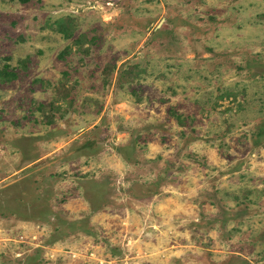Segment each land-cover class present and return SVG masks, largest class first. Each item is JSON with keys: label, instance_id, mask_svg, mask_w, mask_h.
<instances>
[{"label": "rangeland", "instance_id": "1", "mask_svg": "<svg viewBox=\"0 0 264 264\" xmlns=\"http://www.w3.org/2000/svg\"><path fill=\"white\" fill-rule=\"evenodd\" d=\"M0 264H264V0H0Z\"/></svg>", "mask_w": 264, "mask_h": 264}, {"label": "trees", "instance_id": "2", "mask_svg": "<svg viewBox=\"0 0 264 264\" xmlns=\"http://www.w3.org/2000/svg\"><path fill=\"white\" fill-rule=\"evenodd\" d=\"M25 1V0H24ZM11 77H12V75H11Z\"/></svg>", "mask_w": 264, "mask_h": 264}]
</instances>
